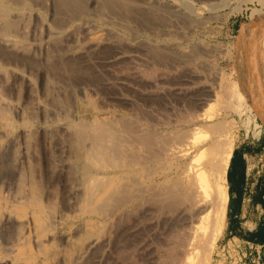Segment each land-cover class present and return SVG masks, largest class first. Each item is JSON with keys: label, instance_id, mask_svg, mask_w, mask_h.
I'll list each match as a JSON object with an SVG mask.
<instances>
[{"label": "bare ground", "instance_id": "1", "mask_svg": "<svg viewBox=\"0 0 264 264\" xmlns=\"http://www.w3.org/2000/svg\"><path fill=\"white\" fill-rule=\"evenodd\" d=\"M146 1L0 0V24L4 23L0 27V56L12 65L9 91L16 97L24 94L20 102L0 100V178L14 176L18 198L13 206L0 197V233L9 235V227H14L11 233L16 232L13 238L9 236L13 239H8L11 247L0 256V264H34L41 256L46 262L43 264H108L109 255L118 264H188L196 250L200 252L199 264L208 261L223 230L228 200L224 181L233 144L229 138L219 137L197 143L198 135L208 126L201 113L207 100L201 90L191 93L190 103V91L183 83L172 90L157 88L156 78L162 70L164 79L176 80L179 74L175 73L188 66L193 54L187 57L163 39L162 43H146L142 49L133 40L139 31L160 30L170 23L187 21L189 2H182L183 9L174 10L171 5L170 9L154 0L155 5ZM40 14H47L48 23L40 20ZM22 21L24 24L18 26ZM27 27L31 42L23 44ZM41 31L45 40L38 37ZM118 31L131 40L124 41ZM130 57L148 64L139 68L156 88L148 91V99L171 94L176 97L171 103L172 110L176 109L174 118L148 113L146 105L132 118H123L109 114L103 105L96 111L93 106L91 112L79 106L67 108L61 100L72 83L92 104L97 101L95 94L106 95L110 87L119 89ZM254 58L259 62L258 79L264 90V24L257 31L255 47L249 50L245 64ZM24 68L38 74L37 93L30 92L34 81L32 74L24 75ZM114 74L119 81L108 86L112 79L107 76ZM58 83L66 84V88L53 85ZM259 110L264 115V107ZM10 112L18 115L16 135L22 142L21 150L10 128ZM208 128L212 135L221 137L228 126L215 121ZM32 134L41 142L39 162L48 171L53 167L59 178L49 179L51 171L47 173L42 167L41 181L46 182L41 186L45 184V191L37 186L40 183L28 178L24 166L18 167L19 159L25 162L23 157L28 155L27 138ZM64 178L67 184H61ZM11 217L14 225L9 224ZM25 224L32 232L34 252L27 247L30 240L21 231ZM147 239L154 242V249L146 252L145 245L144 253L139 252L137 244L140 247Z\"/></svg>", "mask_w": 264, "mask_h": 264}, {"label": "rangeland", "instance_id": "2", "mask_svg": "<svg viewBox=\"0 0 264 264\" xmlns=\"http://www.w3.org/2000/svg\"><path fill=\"white\" fill-rule=\"evenodd\" d=\"M143 1L147 2L146 0ZM193 1L154 0V3H157L158 6H165L170 8L169 6L171 5V8L174 10H179L181 7H184V2L185 4L189 2L190 9L187 12V21L185 20L184 23L182 22V24H177L175 22H173L172 24L170 23L168 25L169 28L160 27V30H150L152 33L150 31L148 32L144 30L139 31L138 36L136 37V39L133 40H135V43L138 46L141 45V49L146 43L153 44V42L162 43L163 41H165V43L175 46L187 57H190L191 54L195 56L198 55L197 58L192 55V58L188 59V66L181 69V73H175L176 75L179 74L176 80H173L170 77L164 79V76L160 75L161 73L164 74V70H162L159 74V77L156 78V80H158L156 83L157 88L164 87L166 90H172L174 88L180 87V85L183 83L184 85H186V89H188L187 91H190L188 93V97L190 98H187V102L190 103L193 92L195 93L201 90L203 94V99H207L205 101L206 105L203 107V110H201V113H203V121L206 126H210V124H212L213 122L218 121L227 125L228 128L227 131L220 137V135L218 134L212 135L211 129H209L207 126L205 129L202 130V133L198 135L197 143L209 142L212 137H219V139L229 138L233 144L231 154L236 147L243 148L245 150L244 160L248 168V184L244 185L245 189L242 191L241 200H239L238 202V214L234 216L233 213L236 208L234 207L233 209V207L230 206V191L227 184V167L224 184L227 188L228 200L225 208L223 230L220 237L216 240L213 249L210 253L209 259L205 264H256L258 252L257 247L260 244H256V242L253 241V237L256 234V230H258L264 224V115L259 110L260 106L264 107V98L262 97L264 94V90L262 89V87H260L258 79V73H260L257 70L259 62L256 61V58H254L252 59V61L248 62V64L245 63H247V59H249V50L252 47H255L257 31H259V29L262 28V25L264 24V0H216L218 1L217 3H215V0H212L213 3L211 2V0ZM148 2L150 4H154L153 0H148ZM159 3L162 5H160ZM173 4H175L176 6ZM29 17L31 23V16L29 15ZM40 18V20L43 19L42 22L48 23L47 14H40ZM170 19L172 18L170 17ZM1 24L4 25L3 22H1ZM23 24L24 23L22 21L20 24H18V26H21ZM8 25L10 24H7V26ZM171 25L174 27H171ZM18 26L16 27L18 28ZM180 26L181 28H179ZM9 27L12 28V26H8V29H10ZM13 27L15 28V26ZM99 28L101 27L99 26ZM29 29L30 28L27 27L26 34L24 33L23 35L24 38L26 37L25 40L23 38V44L26 41H28V43L31 42L32 34L29 33ZM167 29L169 31L173 29L174 30L170 31V33ZM157 31L159 32V34ZM41 33H39L38 37L40 39L45 40L43 33ZM119 33L121 34V37H123L124 41L125 39L126 41L131 40V38H128L126 35L123 34V31H118V35H120ZM27 34L29 35V37L27 36ZM163 34H165V36H163ZM159 35L161 37L163 36L164 38H166H161ZM145 36L147 38H145ZM170 36L172 38L175 37V39H171ZM143 37L145 39H143ZM239 48H241V51L243 52L241 56ZM194 50H199L200 53H198L197 51L195 52ZM129 51L130 50L128 49V55L132 57L133 53L132 51ZM193 51L194 53H192ZM131 57L130 59H128V62H126V67L128 71L125 70V72H123L121 76L122 80L120 79V82H122V84L119 89L110 87V89L107 90L108 93L106 92V95L102 94L98 96L97 94L96 96L95 94L93 97L94 99L96 98L97 101L96 103L92 104L89 103V97L84 98L80 94L79 86L76 85L75 87V83H72L71 85L67 86L66 95H62L61 97L63 103L67 105L64 106L70 109H72L73 106H79L81 109L86 111L93 110L92 107L94 106L96 107L94 111H96L98 107H101V105H103V107L105 108L103 110H105L111 115L114 114L120 117L123 115V118H125L126 116V118H132L133 113L138 112L137 110L140 108L143 109V107L146 105L144 109L146 111L150 109V112L147 111L148 113L152 112L156 116L164 115L167 117V119L174 118L176 109L172 110V106L175 102V100L173 99L176 97L172 94L171 95L173 96V98H170L172 97L171 95H168L167 97L161 95L160 99L158 98L159 100L152 97L153 100L151 99V104V100L148 99L151 96L148 97L147 94H149L150 91H155L156 88H152L151 83H149L150 80H148L147 76H144L139 72V68H141V66H147L148 64L145 63L143 60H139L137 58L133 59ZM2 60L3 59L0 56V62ZM3 63L5 64V66ZM1 64H3L2 67ZM9 65L8 63L6 64L4 60L0 63V71L3 72V74L0 72V100L2 99L7 102L23 101V92L19 94V97H16V95L12 91H9L12 90L11 86L13 80L12 74H10V72L12 73V65L11 67ZM123 65L125 66V64ZM23 71L25 73H23L24 75L34 74L33 76L31 75V77L33 78L32 81H34L32 82V84L34 83V86H31V89L33 91L31 89V91H29L37 93L39 90L38 74L33 70L31 71V69L27 70V68H24ZM114 75L107 76L109 79H112V81L109 80L112 83H110L108 86H111V84H114L116 83V81H119L116 78V75ZM111 76L115 78L113 79V77ZM58 84L59 85H53L57 88H66V84L65 86L60 85V83ZM69 87L71 89L68 90ZM112 88L116 90L114 91ZM6 90H8V92ZM109 91L112 92L110 93ZM116 91L118 92L116 93ZM69 92L71 93V95H69ZM118 93H120L119 96H117ZM163 97L166 98L165 101V98ZM64 99L67 100L69 104L65 102ZM68 99L70 100V102ZM172 102L173 104H171ZM165 103L166 105H169L170 103V106H172H169L168 108L171 109L167 108L168 105L165 107ZM151 105L153 107H148ZM155 106L159 107L160 109ZM156 109L160 111H156ZM31 113L32 115H37L36 112L34 114L31 111ZM10 114L13 115V119H10L13 121H10L12 124H10V128H12L11 130L13 133V138L16 137L15 140L18 142H16L15 140L14 141L16 144H18V149L21 150L23 145L20 141V137L16 135L18 133L17 127L20 128L18 115H16L15 112H10ZM15 124H17L15 126L16 128L14 127ZM14 131L16 132L14 133ZM30 136L31 139L27 138V143L29 145H27L28 155H26V157H23V161L25 162H22V160L19 159L21 164L18 163V167L24 166V168L26 169L25 174L28 176V178L34 180L36 184L40 183L39 185H37L40 187L41 183L46 182L45 179L42 180L43 182L41 181V179L43 178L41 174V168L43 167V165L41 164V162H39V158L37 156V153L40 150L41 142L38 139V135L33 136L32 134ZM51 153L52 152L49 151V154ZM52 156L53 154H51V156L49 155V158H52ZM51 161L52 160H50L49 163ZM22 163L24 164L22 165ZM29 163H31V167ZM33 163H36V167H34L35 165ZM32 165L34 166L32 167ZM32 168L33 170L34 168L36 170H40H34V172L36 171L39 174V177L38 174L36 175V173L31 170ZM43 168L47 173L51 171V173L49 174L51 176H48L49 179L54 177L53 180H55V178L58 177L56 175L57 172L54 171L53 167H51L52 169L50 168L49 171L48 167L45 166ZM30 172L32 176L31 174H29ZM54 172H56V174ZM7 177H9V179ZM11 177L13 178L11 179ZM57 179L59 178H56V180ZM16 183L17 181L12 175H7L6 177L0 178V197L3 198L4 201L6 200V202H8L7 204L10 203L9 205L12 204L13 206H16V202L18 201V198L16 196ZM67 183L68 182H66V178L61 180V184ZM42 186L43 191H45V184ZM42 186L40 187L41 189ZM61 186L62 185H60V187ZM60 208L61 207L58 204V210ZM8 221L10 225H14L13 218ZM21 227L22 230H20L23 231V235L30 240V235L32 232L30 231L28 225L25 224ZM13 229L11 227L8 228L10 232L8 231L7 233H10L9 235L4 234L5 232L0 233V248L3 247L1 248L2 252L0 251V256L3 255L7 250L9 251V248L11 247V242L8 239H12L15 235V231L11 233ZM9 236L12 238H10ZM137 245V250L141 253H144L145 245L146 252H150L154 249V242L152 243L151 239H147L146 241L141 242L140 247L139 244ZM27 247H29L31 252H34L35 248L31 240L27 244ZM263 252L264 249H260L262 259L264 258ZM3 256H5V254ZM109 256L111 257V259H109L108 257V260H110L108 264H118V262H116V259L114 260L115 262H113L114 258L112 255ZM199 257L200 252L199 250H196L188 264H199ZM138 262L140 264V261ZM43 263L46 262L44 260V257L42 256L34 260V264Z\"/></svg>", "mask_w": 264, "mask_h": 264}, {"label": "crops", "instance_id": "3", "mask_svg": "<svg viewBox=\"0 0 264 264\" xmlns=\"http://www.w3.org/2000/svg\"><path fill=\"white\" fill-rule=\"evenodd\" d=\"M240 56L243 54L241 48H239ZM245 150L243 148L236 147L230 158L228 173H227V184L230 191V206L236 208L234 216L238 214V202L241 200L242 191L245 189L244 185H247L248 180V168L245 163ZM264 191V190H263ZM264 197V195H263ZM264 210V206H263ZM257 232H264V224L256 230ZM259 244V243H256ZM259 246L264 247V243H260ZM264 255V252H263ZM264 262V258L262 259Z\"/></svg>", "mask_w": 264, "mask_h": 264}, {"label": "trees", "instance_id": "4", "mask_svg": "<svg viewBox=\"0 0 264 264\" xmlns=\"http://www.w3.org/2000/svg\"><path fill=\"white\" fill-rule=\"evenodd\" d=\"M253 241L256 243H264V232H257L253 237Z\"/></svg>", "mask_w": 264, "mask_h": 264}, {"label": "built area", "instance_id": "5", "mask_svg": "<svg viewBox=\"0 0 264 264\" xmlns=\"http://www.w3.org/2000/svg\"><path fill=\"white\" fill-rule=\"evenodd\" d=\"M260 249H264V247L263 246L257 247L258 252H257V263L256 264H264V262L262 261V258H261Z\"/></svg>", "mask_w": 264, "mask_h": 264}]
</instances>
